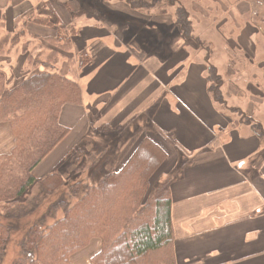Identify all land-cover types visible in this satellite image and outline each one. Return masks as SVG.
Instances as JSON below:
<instances>
[{
	"label": "crops",
	"instance_id": "1",
	"mask_svg": "<svg viewBox=\"0 0 264 264\" xmlns=\"http://www.w3.org/2000/svg\"><path fill=\"white\" fill-rule=\"evenodd\" d=\"M36 3L0 0V23L13 31L18 18L51 7L57 11L60 4ZM73 26V46L89 54L92 65L77 71L82 103L61 112L68 135L34 175L56 155L80 147L86 137L95 141L94 136L111 156L108 170L119 172L142 140L151 138L168 155L151 185L170 182L176 264H264V145L255 133L235 130L230 118L213 111L206 71L184 60L171 67L172 44L164 58L123 42L106 25L81 21ZM26 27L39 39L58 32L32 22ZM24 63L17 62L12 74H21ZM103 126L107 133L96 134ZM14 146L10 126L0 124V155ZM98 248L77 264H91Z\"/></svg>",
	"mask_w": 264,
	"mask_h": 264
},
{
	"label": "trees",
	"instance_id": "2",
	"mask_svg": "<svg viewBox=\"0 0 264 264\" xmlns=\"http://www.w3.org/2000/svg\"><path fill=\"white\" fill-rule=\"evenodd\" d=\"M179 16L185 36L192 37L187 14ZM27 22L56 27L57 37L48 42L71 43L61 36L58 21L31 17L24 27ZM9 38H0V57L5 56ZM59 56L50 50L45 62L28 57L34 70L18 85H11L0 69V124L10 126L15 138L13 150L0 155V264H77L78 255L96 244L91 264H176L170 182H165L166 189L151 185L168 155L151 139L140 144L121 171L107 173L96 185L89 180L68 184L58 171L41 181L35 177V169L69 133L60 122L63 108L82 103L78 82L56 69ZM207 81L215 102L222 103L214 67L209 68ZM247 124L264 138L261 123ZM89 142L92 138L86 137L81 146ZM95 150L88 162L102 165ZM36 184L37 196L24 199Z\"/></svg>",
	"mask_w": 264,
	"mask_h": 264
},
{
	"label": "rangeland",
	"instance_id": "3",
	"mask_svg": "<svg viewBox=\"0 0 264 264\" xmlns=\"http://www.w3.org/2000/svg\"><path fill=\"white\" fill-rule=\"evenodd\" d=\"M31 1L14 0L15 3ZM34 1H37L36 5L39 6L46 3H60L57 11L63 8L61 9L63 12L53 11L54 7H51L48 12L43 9L33 12L25 19L18 18L13 31H10L6 24H0V38L10 36V40L3 47L5 56L0 57V69L5 72L9 82L12 81L18 85L24 79L23 75L29 77V73L34 69H30L32 65L29 68V64L32 63L27 58L32 57L33 60L38 58L39 62H45L50 55V50L59 52L60 56L56 58L57 71L76 81L79 78L77 71L92 65L91 56L87 53L80 54L74 48L72 41L65 45L35 37L27 27H24V22L28 19L42 18L51 20L52 23L58 21L61 25L60 34L63 38L67 37L66 40H71L73 25L77 22L79 24L81 21L95 22L108 26L107 30L112 29L123 42L136 45L141 50H147L146 52L151 54L156 53L164 58L170 55L172 44L171 48L176 54L171 67L181 65L184 60L185 63L190 62V65L195 68L202 67V73L206 71V76L209 68L214 67L220 78L223 102L216 103L211 95L213 111L216 114L221 112V115H226L238 126L230 130L234 128L240 132L256 133L257 130L255 131L247 124L252 121L261 123L264 127V0ZM108 7L122 10L110 13ZM47 13L49 15H46ZM184 13L187 14V19L191 23L192 37L185 36L182 29L179 15ZM74 21L75 24L68 26ZM57 33L54 38L57 37ZM17 34H19L18 38L12 42L13 36ZM177 39L178 43H176ZM181 53L184 56L180 55ZM17 62L24 63V73L13 75L12 67ZM36 71H43V68L39 67ZM107 129V126L98 127L95 133H107ZM94 137L95 141L91 137L92 144L89 142L84 148L81 146V150L79 147L72 148L62 156L56 155V159L61 156L57 162L56 159H52L44 163L45 165L39 169L37 175L35 174L36 177L38 176V181L58 171L64 175L68 184L89 180L88 182L92 185H96L110 172L108 168L110 169L111 166L108 162L111 156L105 149L106 144L98 143V141L103 142L102 139L98 138V140L97 136ZM259 140L264 145V138ZM73 150L75 151L67 157ZM93 150L100 154L98 161L103 162L102 165L94 166L88 162L89 153ZM157 176L154 177V181ZM164 184L165 182L161 186L166 189ZM38 192L39 184H36L27 192L24 199L34 198ZM116 194H112L109 200L111 201ZM92 249H87L80 256L78 255L76 261L82 259ZM10 256L12 258L13 254Z\"/></svg>",
	"mask_w": 264,
	"mask_h": 264
}]
</instances>
